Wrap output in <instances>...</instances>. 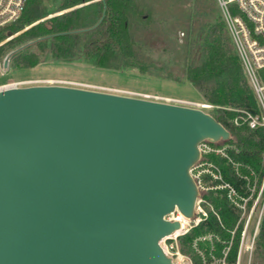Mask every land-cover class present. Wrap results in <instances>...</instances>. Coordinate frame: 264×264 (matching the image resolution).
<instances>
[{
  "label": "water",
  "instance_id": "95a60500",
  "mask_svg": "<svg viewBox=\"0 0 264 264\" xmlns=\"http://www.w3.org/2000/svg\"><path fill=\"white\" fill-rule=\"evenodd\" d=\"M229 139L198 108L62 85L0 90V264H174L159 241L181 225L164 216L194 217L199 145Z\"/></svg>",
  "mask_w": 264,
  "mask_h": 264
},
{
  "label": "trees",
  "instance_id": "16d2710c",
  "mask_svg": "<svg viewBox=\"0 0 264 264\" xmlns=\"http://www.w3.org/2000/svg\"><path fill=\"white\" fill-rule=\"evenodd\" d=\"M138 1L61 0L59 9L89 3L33 25L1 45L0 56L14 44L34 41L10 57L13 68L29 69L46 60L85 61L97 68L160 73L166 79L180 81L169 65L179 67L184 81L214 106L211 115L229 131L230 139L217 147H224L223 155H201L199 163L211 164L221 178L213 180L202 175V184L228 187L201 194L206 217L178 238V248L191 264H236L243 230L240 204L245 200V208H250L263 177L264 130L250 129L241 119L243 112L260 114L257 99L216 0V10L206 15L210 21L187 32L183 42L176 40L170 47L161 48L167 56L172 50L180 54L178 61L171 58L162 66H157L152 57L154 48L148 43L153 39L152 32L130 29L129 18L137 13ZM230 10L238 14L233 5ZM41 17L31 2L21 19L0 28V41L6 32H17ZM147 18L138 14L140 22ZM99 20L97 26L85 30ZM255 253L264 263V213L256 234Z\"/></svg>",
  "mask_w": 264,
  "mask_h": 264
},
{
  "label": "rangeland",
  "instance_id": "374dc122",
  "mask_svg": "<svg viewBox=\"0 0 264 264\" xmlns=\"http://www.w3.org/2000/svg\"><path fill=\"white\" fill-rule=\"evenodd\" d=\"M31 2L42 17L25 25L17 32H6L5 38L0 41V46L39 22L59 16L71 9L89 3L86 2L71 8L59 9L61 0H28L23 13L16 21L23 17ZM214 10H216V5L213 0H139L137 2V13L135 15L131 14L129 18L130 29H148V31L152 32L151 34L154 35L153 39L148 41L154 48L152 57L156 59L155 63L157 66H162L166 60H170L171 58L173 61H178L180 54L173 53L171 49V55L167 56L161 52V48L165 45L170 47V44L176 40L180 43L183 42L187 32L195 31L200 27L201 23L211 20L206 15H210V13L212 15ZM138 14L148 15V18L140 22ZM29 42L31 41L21 45L14 44L7 48L3 55L0 56V88L8 84L29 81L31 83H23L17 87L62 85L142 99L147 97L149 100H152L154 97H160L196 104L206 103L192 85L184 81L180 73L181 69L179 70V67L177 68L174 65H169V68L175 71L180 81L166 79L160 73L159 75H153L151 72L149 74L136 70L121 71L97 68L85 61L64 63L46 60L33 68L20 69L13 68L11 59H9L7 67L4 68L3 62L5 57L13 50ZM29 45H32V43ZM180 103V105H185L182 102ZM213 109L214 107L205 109L204 111L212 114ZM213 144H216V147H218L221 145V142ZM220 148L224 149L222 146ZM210 154L222 155L215 152H211ZM198 163L199 161L193 166L191 174L193 176L198 175L199 178L202 175H209L214 180L210 172L211 170H209L211 168L209 163ZM261 185L262 182L248 210L245 208V200L240 204V206H243L241 213L243 230L241 232L236 264H264L255 253L256 234L264 213V188L261 190ZM199 211V207L197 206L190 223L198 217Z\"/></svg>",
  "mask_w": 264,
  "mask_h": 264
},
{
  "label": "built area",
  "instance_id": "2783aa9c",
  "mask_svg": "<svg viewBox=\"0 0 264 264\" xmlns=\"http://www.w3.org/2000/svg\"><path fill=\"white\" fill-rule=\"evenodd\" d=\"M26 2L27 0H0V28L15 22L23 12ZM216 3L219 10L221 11L227 29L233 40L235 51L242 62L244 72L260 108L259 115H252L250 113L243 112V116L241 117L242 122L245 123L250 129L260 127L264 130V0H216ZM231 5L236 8L238 14H232L230 10ZM23 83L31 82H17L12 85L17 87ZM144 98L149 99L147 97ZM152 100H158L160 102H166L175 105H180V102H182L185 105L180 106L198 108L203 111L205 109L214 107L208 103L196 104L192 102L177 101L172 99L170 100L160 97H154ZM234 123H237L236 119L234 120ZM213 145V143L207 141L202 142L199 145L201 155L210 154L211 152L221 153L223 155L224 149L217 148ZM209 166L211 167L209 170H211L210 172L214 180H220L221 178L219 174L212 170V165L209 164ZM193 177L200 192L195 205V209L198 206L200 210L198 217L195 218L192 223H190L191 220L185 219L176 209L164 216L165 220L177 221L181 225L180 230L165 236L159 241L160 247L164 253L170 257L174 264H191L189 258L179 251L178 238L181 235L186 234L193 226H196L202 220V218L206 217V211L204 209L205 201L202 199L201 194L208 189L222 188L227 186L225 184L216 187H205L198 175ZM261 182L262 190L264 188V157L263 177ZM240 207L243 208V206Z\"/></svg>",
  "mask_w": 264,
  "mask_h": 264
},
{
  "label": "bare ground",
  "instance_id": "6f19581e",
  "mask_svg": "<svg viewBox=\"0 0 264 264\" xmlns=\"http://www.w3.org/2000/svg\"><path fill=\"white\" fill-rule=\"evenodd\" d=\"M13 85L12 84H8V85H6V86H3V87H1L0 89H6V88H9V87H12Z\"/></svg>",
  "mask_w": 264,
  "mask_h": 264
}]
</instances>
